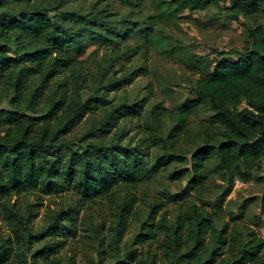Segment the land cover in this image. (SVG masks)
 I'll return each instance as SVG.
<instances>
[{
  "label": "trees",
  "instance_id": "obj_1",
  "mask_svg": "<svg viewBox=\"0 0 264 264\" xmlns=\"http://www.w3.org/2000/svg\"><path fill=\"white\" fill-rule=\"evenodd\" d=\"M69 1L0 0V223L9 232L7 236L0 233V264H61L53 255L75 234L73 210L55 212L45 226L33 231L34 217L22 212L13 197L70 192L82 206L109 197L115 188L132 193L151 171L144 155V149L150 147L148 140L134 145L132 138L126 141L130 128L120 126L140 118L146 101L113 105L107 96L109 91H118L145 76L146 69H135L116 80L108 78L104 87L98 86L88 97L82 94L86 83L82 57L88 43L98 41L114 49L99 64L105 80L103 76L127 52L137 50L124 46L121 51L116 45L136 34L149 35L151 28L116 19L106 6L92 5L86 14L50 15ZM161 3L167 16L217 7L246 25V44L241 51L230 52L234 59L221 52L211 63L196 61L195 69L204 66L193 81L196 100H186L176 112L158 104L149 115L157 131L167 118L173 124L166 137L172 144L188 132V122L199 106L209 104L210 125L203 128L207 140L191 156L193 178L188 184L190 189L199 187L207 179L206 167L216 162L221 181L227 183L223 191L227 196L235 178H253L261 173L264 162V25L259 23L264 19V0ZM156 20L153 17L151 24ZM99 112L98 123L77 134L86 117ZM112 131L109 140L103 138ZM183 160L182 155L163 154L155 158L152 167L166 170ZM182 175L173 171L170 178L179 180ZM135 203L133 195L117 215L113 229L116 242L137 215ZM162 207L155 204L148 212V237L141 233L143 240H137L139 235L135 239L148 243L146 253L116 264H132L137 258L151 264L157 254L150 255L148 241H156L160 235L163 239L158 240V248L168 264H220L227 255V264H264V238L254 229L235 225L219 228L197 205L189 206L171 225L165 210L157 220ZM41 243L30 254L32 261L24 260L29 249Z\"/></svg>",
  "mask_w": 264,
  "mask_h": 264
},
{
  "label": "rangeland",
  "instance_id": "obj_2",
  "mask_svg": "<svg viewBox=\"0 0 264 264\" xmlns=\"http://www.w3.org/2000/svg\"><path fill=\"white\" fill-rule=\"evenodd\" d=\"M46 1L48 0H44V4ZM162 1L169 0H70L58 12L50 13L86 14L92 5L106 6L112 10L116 19L124 18L138 22L140 27L151 28L149 35L136 34L128 41L116 45L121 51L125 50L124 46L137 50L134 53L127 52L107 76H103L105 80H102L99 64L108 55L111 56L114 49L98 41L88 43L82 57L86 68V83L82 89L84 98L92 94L98 86L104 87L108 78L116 80L135 69H146L145 76L137 77L130 85H124L118 91H109L107 96L113 105L122 101L130 104L146 101L140 118L134 119L132 123L123 122L120 126L130 128L126 141L132 138L131 143L141 145L145 138L148 140L150 147L148 150L144 149L147 167L151 168L148 177H144L132 193L123 187L115 188L109 197L93 200L82 206H78V198L70 192L49 197L26 194L12 199L22 212L28 211L34 217L31 222L33 231L45 226L55 212L73 210L74 220L71 222L75 229L74 237L64 241L63 248L53 255L59 258L61 264H116L120 261L130 262L127 259L139 254L144 255L148 243H139L135 239L139 235L137 240H143L142 234L148 237L145 220L150 208L155 204L163 206L157 220L165 210V216L171 225L189 206L197 205L213 217L219 228L248 226L264 238V162L261 173L253 178H235L227 196L223 195L227 183L221 181L216 162L206 167L207 179L199 187L190 189L188 183L193 178L191 156L207 140L203 128L210 125L212 111L209 104L199 106L188 122V132L176 143L171 144L166 140L173 126L168 118L158 131L157 125L152 124L149 119L151 110L158 104L176 112L186 100H196L197 95L192 91L193 81L204 66L202 69H195L194 64L198 60L211 63L221 52H226L225 58L228 55L234 59L236 56L230 52L241 51L246 44V25L242 19H234L217 7L192 13L184 12L177 17L167 16L163 12L165 5ZM153 17H157L154 25L150 22ZM259 23L264 25V19L261 18ZM6 105L4 102L3 106ZM100 118V112L87 116L77 134L80 135L87 128L94 127ZM113 133L114 131L103 138L109 140ZM168 153L182 155L184 160L174 162L166 170H154L152 166L155 158ZM173 171L183 172L181 179L172 180L170 174ZM133 195L137 198L133 207L137 215L132 217L125 234L116 242L113 229L117 215L122 205ZM0 233L6 236L9 234L2 223ZM158 238L162 240L163 235ZM150 240V255L157 254L156 260L151 264H168V260H164L163 253L158 248V240ZM42 245L43 243L31 247L24 260L30 263V254ZM137 259L132 264H144L145 261ZM228 260L230 259L227 255L220 264H227Z\"/></svg>",
  "mask_w": 264,
  "mask_h": 264
}]
</instances>
